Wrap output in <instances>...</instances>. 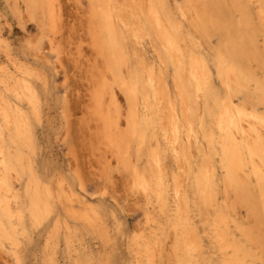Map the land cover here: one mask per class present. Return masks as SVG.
Listing matches in <instances>:
<instances>
[{"label": "bare ground", "instance_id": "obj_1", "mask_svg": "<svg viewBox=\"0 0 264 264\" xmlns=\"http://www.w3.org/2000/svg\"><path fill=\"white\" fill-rule=\"evenodd\" d=\"M74 1L94 150L144 202L139 228L115 225L129 264H264V0ZM5 2L4 17L37 35L17 53L0 33L1 259L25 264L39 232L46 264L61 243L72 264H124L108 250L102 206L75 192L76 172L51 173L40 159L43 44L59 56L61 0ZM83 228L101 251L84 230L83 255L73 247Z\"/></svg>", "mask_w": 264, "mask_h": 264}, {"label": "rangeland", "instance_id": "obj_2", "mask_svg": "<svg viewBox=\"0 0 264 264\" xmlns=\"http://www.w3.org/2000/svg\"><path fill=\"white\" fill-rule=\"evenodd\" d=\"M61 5L63 23L60 25L62 27L60 34L55 38V46L59 45L60 48L59 56L50 50L47 40L43 44V50L50 64L43 63L49 80V96L48 101L46 98L43 99L44 118L40 125L36 124L35 129L41 145L40 159L42 162H47L51 173L59 171L70 176L76 172V178L84 185V189L76 185L75 192L83 196V202H94L97 207L101 205L104 210H102L103 215L108 219L112 229L108 228L111 231L112 241L109 242L108 250L113 249L120 261L129 264L132 257L127 251V239L116 232L115 225L120 222L122 231L126 234L139 228L145 222L140 207L141 204L143 206V198L133 196L128 178L119 173L115 165H107L105 161L100 160L99 153L94 150L95 142L91 137L94 136L92 133L95 131V124L83 113L85 71L83 70V23L80 19L82 15L79 14V8L74 0H61ZM5 9V0H0V33L5 39L11 40L15 52L20 53L19 49L24 41L37 35L36 26L29 22L21 28L12 16L7 17L8 19L4 17ZM0 58L3 60L0 59V62L8 63L3 54H0ZM28 59L33 60L31 57ZM89 125H93L92 128ZM103 169H107L104 178L101 173ZM74 205L82 206L76 200ZM81 230L80 241L73 244V247L79 249L80 255H83V230L89 232L85 233L88 245L95 252L101 251L103 246L99 239L90 235V230L85 228ZM45 235V233H34V242L27 245L25 264H46L43 253ZM113 241L117 244H113ZM206 248L209 249L210 246L206 244ZM68 252L64 243L59 244L56 264H72L75 253ZM2 256L4 255L0 254V264H12L11 259H1ZM207 257L212 258L215 263L218 262L210 255ZM92 264H97L96 258Z\"/></svg>", "mask_w": 264, "mask_h": 264}]
</instances>
